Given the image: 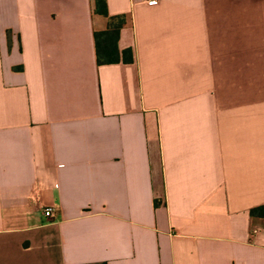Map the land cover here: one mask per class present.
I'll list each match as a JSON object with an SVG mask.
<instances>
[{
    "label": "crops",
    "instance_id": "crops-1",
    "mask_svg": "<svg viewBox=\"0 0 264 264\" xmlns=\"http://www.w3.org/2000/svg\"><path fill=\"white\" fill-rule=\"evenodd\" d=\"M106 4L0 0V264H264V0Z\"/></svg>",
    "mask_w": 264,
    "mask_h": 264
},
{
    "label": "trees",
    "instance_id": "trees-1",
    "mask_svg": "<svg viewBox=\"0 0 264 264\" xmlns=\"http://www.w3.org/2000/svg\"><path fill=\"white\" fill-rule=\"evenodd\" d=\"M97 12L107 15V4L106 0H96ZM125 22L123 15L110 16V27L106 31L96 32V43H97V57L99 63H109L119 60V49H118V37L120 29ZM124 54H129L132 59L131 49L124 50ZM253 215L264 216V204L254 207L251 210Z\"/></svg>",
    "mask_w": 264,
    "mask_h": 264
},
{
    "label": "built area",
    "instance_id": "built-area-1",
    "mask_svg": "<svg viewBox=\"0 0 264 264\" xmlns=\"http://www.w3.org/2000/svg\"><path fill=\"white\" fill-rule=\"evenodd\" d=\"M160 0H145V2H147L148 4H156L158 3ZM43 214L47 219H53L57 212L55 207L53 206H47L43 209Z\"/></svg>",
    "mask_w": 264,
    "mask_h": 264
}]
</instances>
